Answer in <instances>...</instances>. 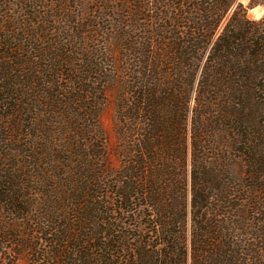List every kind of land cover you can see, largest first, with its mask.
Instances as JSON below:
<instances>
[{
  "label": "trees",
  "instance_id": "trees-1",
  "mask_svg": "<svg viewBox=\"0 0 264 264\" xmlns=\"http://www.w3.org/2000/svg\"><path fill=\"white\" fill-rule=\"evenodd\" d=\"M123 3L118 182L116 42L88 0H0V264H264V18Z\"/></svg>",
  "mask_w": 264,
  "mask_h": 264
},
{
  "label": "rangeland",
  "instance_id": "rangeland-1",
  "mask_svg": "<svg viewBox=\"0 0 264 264\" xmlns=\"http://www.w3.org/2000/svg\"><path fill=\"white\" fill-rule=\"evenodd\" d=\"M250 1L237 0V3L247 8ZM123 2L124 0H88L84 10L87 18L95 21L93 25L96 27V33L104 38H112L116 42V48L113 47L114 58L117 60L116 77L114 84L110 85L105 92V105L99 115V122L104 133V146L107 149L110 164L109 175L112 176V181L118 182L121 180V150L133 147L136 138L135 135H128L121 139V120L119 119L121 113H118V104L121 106V17L125 15ZM253 3L252 7L247 8V16L252 20L264 18V0H253ZM100 42L104 43V40H98L91 46L98 49ZM190 105L192 107L193 104ZM190 116L189 113V118ZM134 122L136 121L127 120L126 124H123L124 131ZM17 264H28V262L25 258H21Z\"/></svg>",
  "mask_w": 264,
  "mask_h": 264
}]
</instances>
